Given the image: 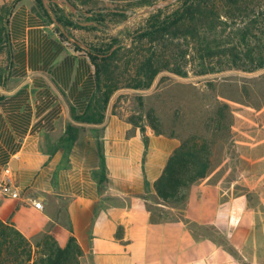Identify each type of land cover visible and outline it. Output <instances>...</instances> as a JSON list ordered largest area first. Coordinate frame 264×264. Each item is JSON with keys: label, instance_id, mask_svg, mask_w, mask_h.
Listing matches in <instances>:
<instances>
[{"label": "crops", "instance_id": "crops-1", "mask_svg": "<svg viewBox=\"0 0 264 264\" xmlns=\"http://www.w3.org/2000/svg\"><path fill=\"white\" fill-rule=\"evenodd\" d=\"M8 31L0 180L16 161L19 194L0 188L4 221L33 242L51 234L65 245L76 236L81 264H264V139L251 133L259 124L251 110L230 109L225 156L212 157L210 172L184 188L180 200H165L155 182L181 139L158 132L146 115L143 130L113 99L102 123L72 119L71 108L85 112L97 91L96 67L36 0L16 1ZM74 33L82 42L91 39L87 30ZM70 121L81 129L66 156L60 139ZM99 141L109 176L103 184L96 176Z\"/></svg>", "mask_w": 264, "mask_h": 264}, {"label": "trees", "instance_id": "trees-1", "mask_svg": "<svg viewBox=\"0 0 264 264\" xmlns=\"http://www.w3.org/2000/svg\"><path fill=\"white\" fill-rule=\"evenodd\" d=\"M71 1L80 9L77 17L53 1L50 3L53 14L43 0H36V5L50 21L54 22L55 17L77 39L80 38L75 35V29L103 33H97L95 41H84L89 46L87 49L71 41L57 25L60 34L76 50L86 52L96 67L97 91L85 112L78 113L71 108V117L76 121L102 123L116 90L121 87L149 89L165 71L187 77L191 71L203 75L229 68L245 71L264 68V0H179L149 12L138 26L132 28L131 24H125L118 33H110L109 28L122 23L129 15L123 11L99 9L144 6L156 0H131L126 5H102L100 0ZM15 3L0 5V52L4 48L7 50L8 63V23ZM89 21H96L97 24L87 23ZM126 36L131 38V45L125 43ZM8 68L9 64H0V84ZM139 99L143 105V97ZM229 111L228 103H220L211 117L213 124L206 125L217 130V134L225 126ZM145 115L160 132L152 111L129 115L128 120L142 126L140 121ZM80 129L72 121L67 124L60 139V145L66 148V156ZM142 129L145 130V127L142 126ZM180 139L181 144L171 154L163 173L155 182L158 197L165 200H180L182 190L206 176L213 166L216 140H211L209 135L200 131ZM99 151L102 164L96 176L103 184L109 176L102 141H99ZM83 253L74 235L69 236L65 245H61L51 234L33 242L19 228L0 217V264H81Z\"/></svg>", "mask_w": 264, "mask_h": 264}, {"label": "rangeland", "instance_id": "rangeland-1", "mask_svg": "<svg viewBox=\"0 0 264 264\" xmlns=\"http://www.w3.org/2000/svg\"><path fill=\"white\" fill-rule=\"evenodd\" d=\"M15 1L17 0H0V5L4 2L13 3ZM128 1L131 2V0H100V4L126 5ZM146 6L148 5L130 8L141 10ZM147 15L136 17L128 24H131L132 28L138 26L144 22L143 16ZM119 24L121 23L109 28V32L118 33L125 26V24ZM97 33L98 35L103 34L100 31L91 32L90 41L98 39ZM125 38V43L131 45V38L127 36ZM6 51L4 48L0 52V64H8ZM140 97H143V105L140 103ZM112 99L118 109L130 115L152 111L156 115L159 129L166 133H175L179 138H185L196 131L209 135L211 140L217 141L213 147H219L221 150V146L227 143L226 128H222L215 134L216 132L206 123L209 126L213 124L211 117L216 113L218 105L226 102L230 109L251 110L254 115L253 119L259 122V124L250 126L251 133L259 131L264 139V68L256 71L229 68L203 75L191 71L187 77L165 71L158 76L151 88L121 87L115 91ZM226 151L215 152L213 157H224Z\"/></svg>", "mask_w": 264, "mask_h": 264}, {"label": "water", "instance_id": "water-1", "mask_svg": "<svg viewBox=\"0 0 264 264\" xmlns=\"http://www.w3.org/2000/svg\"><path fill=\"white\" fill-rule=\"evenodd\" d=\"M56 2L58 4H60L61 6L65 7L69 12H72L75 14V16L77 17L80 13V9L76 6V4H74L71 0H43L46 8L53 14L52 12V7H51V2ZM179 0H159V1H156L144 8H142L141 10H135V9H132V8H107V9H99L100 11H107V10H118V11H123V12H126L129 16L128 18L123 21L121 24L119 25H122V24H126L128 23L129 21H131L132 19L136 18V17H140L142 15H145V14H148L149 12H152V11H155V10H158V9H161V8H165L167 6H170L172 4H174L175 2H178ZM87 14H90V12H88ZM54 22L55 24H57L61 29L62 31L72 40V41H75V42H78L80 43L82 46H84L85 48H89V46L78 40L77 38H73L67 31V29L65 28V26L57 21L54 17ZM89 24H97L96 21H89L87 22ZM101 26V25H100ZM101 27H104V26H101ZM12 166L13 167H17V163L16 161H13L12 162Z\"/></svg>", "mask_w": 264, "mask_h": 264}, {"label": "built area", "instance_id": "built-area-1", "mask_svg": "<svg viewBox=\"0 0 264 264\" xmlns=\"http://www.w3.org/2000/svg\"><path fill=\"white\" fill-rule=\"evenodd\" d=\"M69 43V41L67 40ZM70 44V43H69ZM13 171L14 168L10 165H8L3 173V176L0 180V188L7 194H12L14 196H17L19 194L18 189L14 186V180H13ZM32 203L38 207L42 208V202L38 200H33Z\"/></svg>", "mask_w": 264, "mask_h": 264}]
</instances>
